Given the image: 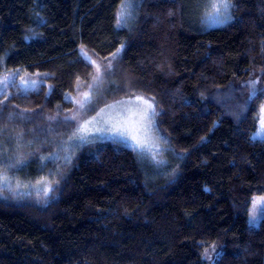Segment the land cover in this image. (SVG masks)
<instances>
[{"label": "trees", "instance_id": "obj_1", "mask_svg": "<svg viewBox=\"0 0 264 264\" xmlns=\"http://www.w3.org/2000/svg\"><path fill=\"white\" fill-rule=\"evenodd\" d=\"M120 3L0 0V75L43 81L27 95L15 85L0 93V123L72 110L71 96L95 75L82 53L106 61L123 44L98 93L104 102L154 98L168 142L162 172L126 144L92 141L47 196H0V264H207L215 244L216 264H264V218L251 225L248 216L264 193V138L253 135L264 103V0H232L223 24L205 16V0H141L118 28ZM41 159L14 174L49 175Z\"/></svg>", "mask_w": 264, "mask_h": 264}, {"label": "rangeland", "instance_id": "obj_2", "mask_svg": "<svg viewBox=\"0 0 264 264\" xmlns=\"http://www.w3.org/2000/svg\"><path fill=\"white\" fill-rule=\"evenodd\" d=\"M83 51V50H82ZM84 53H87L84 51ZM88 60L95 61L94 77L90 86L86 90H78L71 97L74 100V107L72 110L61 114L59 112L52 114H45L40 112H28L21 111L20 116L18 114L10 116L6 121L0 123V127L6 126V131L3 137L0 138V171L6 175L9 179V183L2 186L0 196L3 197H33L44 196V185H38L37 181L44 178L46 183L53 188L55 181H59L70 170L74 161L75 152L81 145L88 144L89 142H81L79 140H72L70 137L73 133L77 132V129L85 126L88 123L87 130L88 140L90 141H116L118 143L129 145L130 142L122 141L118 137L112 135L111 132H97V128H107L113 124H117L120 120L121 105L119 101H126L131 96H122L119 99H109V101H103V96L98 93V90L105 86L110 77V70L115 66L116 59L109 58L106 61L99 58H95L87 53ZM112 64V67L105 73V66L108 63ZM96 65H100L99 78L97 74ZM14 72H5L0 75V81H3L5 76L9 77V83L7 87L2 91L9 90L10 85L20 86L21 77L26 79L41 80L38 76L17 74L12 76ZM15 80V84L11 83V80ZM39 88V87H37ZM0 92V93H2ZM105 92V91H104ZM85 95L89 97L88 101H85ZM145 97V94H143ZM83 103V107L81 104ZM114 106V107H110ZM156 106V105H155ZM157 112V106H156ZM259 122L258 128L253 132L254 138H264V127H262V121H264V103L259 109ZM158 113V112H157ZM75 117V119H72ZM157 114L154 117V132L158 140V147L162 150V156H158V159L164 158L167 154V147L164 150V144H167V139L162 137L160 128H158ZM20 135H17V134ZM167 142V143H166ZM79 145V146H77ZM43 155L45 159H43ZM41 157V161L49 163L51 170L49 175H44L42 178L24 180L20 179V176L15 175L17 167L20 166L24 159L31 157ZM66 157H70L71 163L66 162ZM10 158V159H9ZM20 160L21 163L17 164L16 161ZM51 160V163L48 162ZM145 163L155 169L156 173L162 172V165H156L149 158L143 160ZM15 165L9 167V165ZM70 168V169H69ZM6 169V171H4ZM19 183V187L17 184ZM251 206L249 210V223L251 225H259L264 218V193H256L251 200ZM220 245H212L205 250V259L207 264H216L217 257L219 256Z\"/></svg>", "mask_w": 264, "mask_h": 264}, {"label": "snow or ice", "instance_id": "obj_3", "mask_svg": "<svg viewBox=\"0 0 264 264\" xmlns=\"http://www.w3.org/2000/svg\"><path fill=\"white\" fill-rule=\"evenodd\" d=\"M141 0H121L120 7L116 12V25L118 28L127 27L129 22L134 19V12L136 6L139 5ZM208 11H206L205 16L212 19L215 23L223 24L231 19L229 14V9L233 7L232 0H205ZM124 45L122 44L120 48L112 54V59H116L119 54L123 51ZM264 50V46H262ZM84 59L88 60L87 53H82ZM89 63L95 64V61L88 60ZM97 74L99 78L100 65H96ZM112 67L109 62L105 66V73ZM18 74L17 72L12 73V76ZM9 83V77L5 76L3 81H0V92H2ZM11 83L15 84V80H11ZM42 80L37 79H26L21 77L19 90L27 95L29 92L35 91L37 87L42 84ZM251 98V97H250ZM5 100L8 99L7 96L4 97ZM89 97L85 95V101H88ZM121 105L120 120L117 124H113L107 128H97V132H111L113 136L118 137L122 141L130 142L129 147L132 148L138 155V157L143 161L149 158L156 165H163L165 161L163 159H158V156H162V150L158 147L159 137L155 135L154 132V117L156 116V102L152 97H145L144 95H133L126 101H119ZM83 103L81 107H83ZM3 107V102H0V109ZM114 107V106H110ZM22 116L23 114H18ZM72 119H75L73 117ZM77 129V132L73 133L70 137L72 140H79L81 142H92L88 140L87 124ZM262 127H264V121H262ZM6 126L0 127V138L3 137L6 131ZM17 135H20L19 133ZM79 146V145H77ZM10 159V158H9ZM66 162L71 163L70 157H66ZM17 164L21 163L20 160L16 161ZM15 165H9V167H14ZM6 171V169L4 170ZM9 183V179L0 171V191H2V186ZM58 183V181H55ZM38 185H44L43 191L44 195L47 196L52 188L46 183V180L42 178L37 181ZM19 183L17 187H19Z\"/></svg>", "mask_w": 264, "mask_h": 264}]
</instances>
